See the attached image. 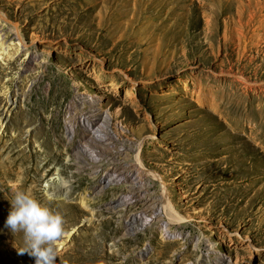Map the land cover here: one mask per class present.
<instances>
[{
  "label": "rangeland",
  "instance_id": "rangeland-1",
  "mask_svg": "<svg viewBox=\"0 0 264 264\" xmlns=\"http://www.w3.org/2000/svg\"><path fill=\"white\" fill-rule=\"evenodd\" d=\"M13 185L55 264H264V0H0V264H35Z\"/></svg>",
  "mask_w": 264,
  "mask_h": 264
},
{
  "label": "clouds",
  "instance_id": "clouds-1",
  "mask_svg": "<svg viewBox=\"0 0 264 264\" xmlns=\"http://www.w3.org/2000/svg\"><path fill=\"white\" fill-rule=\"evenodd\" d=\"M12 193L4 226L12 234H22L23 246L17 249L18 255L27 253L35 264H55L56 242L65 235L63 217L18 185L12 186Z\"/></svg>",
  "mask_w": 264,
  "mask_h": 264
},
{
  "label": "bare ground",
  "instance_id": "bare-ground-1",
  "mask_svg": "<svg viewBox=\"0 0 264 264\" xmlns=\"http://www.w3.org/2000/svg\"><path fill=\"white\" fill-rule=\"evenodd\" d=\"M81 119V118H80ZM79 124L85 129V131H87L88 132V134H89V136L91 137V139L92 140H94V141H103V135H101V134H99V133H96L97 131L95 130L96 129V126H95V123H90V122H88V120L87 119H85V120H79ZM92 130H94L95 132H93ZM98 130V129H97ZM101 133V132H100ZM105 135V134H104ZM82 148V147H81ZM85 150V149H84ZM87 153L89 154L90 152H88L87 151ZM27 169H25L24 171H26ZM109 178L110 177H107V176H105V175H103L102 176V178H101V183L102 184H104V183H107V182H109ZM127 178L129 179H131L132 181H135L136 180V178L134 177V174L131 172V173H127ZM134 187V186H133ZM129 189V188H128ZM131 189H133L132 187H131ZM134 192V191H133ZM133 192H131L130 191V193H133ZM132 195V194H131ZM130 196V195H129ZM132 199V198H131ZM120 201H121V199H119ZM124 200V199H123ZM117 202H119V201H117ZM122 202V201H121ZM124 202V201H123ZM128 202H129V200H128ZM116 203V202H115ZM114 204V203H113ZM119 204V203H118ZM117 204V205H118ZM122 204V203H121ZM115 205V204H114ZM118 207V206H117ZM114 208V207H113ZM154 208V207H153ZM136 221H134L133 219H131V222H130V224L129 225H131V224H134ZM130 229V228H129Z\"/></svg>",
  "mask_w": 264,
  "mask_h": 264
}]
</instances>
